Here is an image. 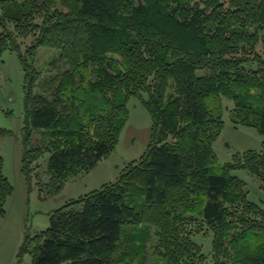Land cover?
Instances as JSON below:
<instances>
[{
  "label": "trees",
  "instance_id": "1",
  "mask_svg": "<svg viewBox=\"0 0 264 264\" xmlns=\"http://www.w3.org/2000/svg\"><path fill=\"white\" fill-rule=\"evenodd\" d=\"M39 47L58 51L53 71L62 64L43 81ZM6 49L24 70L28 127L48 137L26 151L20 173L28 178L50 152L49 191L112 152L129 97L151 121L139 159L55 209L18 257L147 264L152 241L164 264H264V207L233 174L245 170L264 189V0H0V55ZM224 109L262 141L220 164L213 143ZM3 167L0 156V216L13 192ZM199 235L211 236L209 256Z\"/></svg>",
  "mask_w": 264,
  "mask_h": 264
},
{
  "label": "rangeland",
  "instance_id": "2",
  "mask_svg": "<svg viewBox=\"0 0 264 264\" xmlns=\"http://www.w3.org/2000/svg\"><path fill=\"white\" fill-rule=\"evenodd\" d=\"M57 55L58 51L55 49L38 48L34 65L45 72L41 81L47 78L51 71L54 75L62 69L61 63H58L54 71L49 67ZM24 85V70L18 54L8 49L2 51L0 128L7 129V132L0 135V156L4 160L3 173L12 184L13 192L6 201L5 215L0 216V264H29V253L18 257L24 236L34 235L46 229L53 211L66 202L97 189L106 182L115 181L127 163L139 159L150 140V116L139 99L129 97L126 103L128 118L112 152L90 171L68 180L55 192L49 191L50 180L45 172V165L50 152H44L43 157L35 162L36 166H40L35 167L28 178L20 173V163L26 151L48 144L46 130L28 127ZM43 85L46 91L51 93L52 87L45 83ZM34 92L45 93L39 87L34 89ZM227 101L225 103L229 105ZM223 119L224 128L213 143L220 164L231 161L236 152L258 150L261 147L262 137L255 128L234 126L226 109ZM233 174L246 183L248 198L264 207V189L259 187V181L245 170H238ZM198 239L209 256L211 236L199 235ZM146 257L147 264H164L162 259L153 254L152 241L148 245Z\"/></svg>",
  "mask_w": 264,
  "mask_h": 264
}]
</instances>
